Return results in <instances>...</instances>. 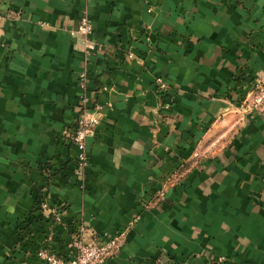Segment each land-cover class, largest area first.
Segmentation results:
<instances>
[{"label":"crops","instance_id":"crops-1","mask_svg":"<svg viewBox=\"0 0 264 264\" xmlns=\"http://www.w3.org/2000/svg\"><path fill=\"white\" fill-rule=\"evenodd\" d=\"M263 78L264 0H0V264L68 253L42 198L99 238L141 213L106 264H264V114L239 109ZM83 96L100 124L79 181L62 133Z\"/></svg>","mask_w":264,"mask_h":264},{"label":"built area","instance_id":"built-area-1","mask_svg":"<svg viewBox=\"0 0 264 264\" xmlns=\"http://www.w3.org/2000/svg\"><path fill=\"white\" fill-rule=\"evenodd\" d=\"M69 34L72 37H82L84 39V47L87 53L93 52L96 49V43L93 40L94 25L88 16L81 18L76 29L70 30ZM156 90L162 96L168 91L166 80L158 76L155 79ZM81 88L85 89L86 77L81 76ZM83 104L80 106L73 126L64 130L63 137L77 148V169L75 174L79 181L83 180L84 174L89 167L87 143L95 137L100 124L99 118L95 113L86 106L87 98L83 96ZM171 102H167L165 109L171 107ZM239 109L243 114L261 113L264 114V78L255 80L246 97L242 101ZM161 202L166 199V191L162 190L158 194ZM141 210H146L149 204L141 202ZM38 209L41 215L52 213L53 224L62 225L73 228L68 232L67 247L69 251L65 255H58L47 248H39L36 252L38 258L46 264H106L109 260L116 257L127 241L135 224L140 220L141 213L137 214L129 226L115 232L112 235H106L99 238L95 235L84 221L80 218L77 222L71 223L66 215V209L63 205H51L50 201L41 199Z\"/></svg>","mask_w":264,"mask_h":264},{"label":"rangeland","instance_id":"rangeland-1","mask_svg":"<svg viewBox=\"0 0 264 264\" xmlns=\"http://www.w3.org/2000/svg\"><path fill=\"white\" fill-rule=\"evenodd\" d=\"M208 257L206 260L203 257H194L191 258L190 260H185V259H177V258H172L169 259V262H172V264H229V260L227 257L223 256H204Z\"/></svg>","mask_w":264,"mask_h":264}]
</instances>
